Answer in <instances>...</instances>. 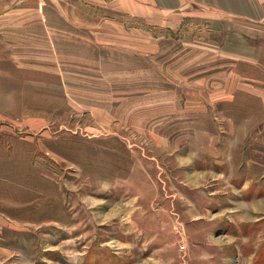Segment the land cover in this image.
Instances as JSON below:
<instances>
[{
	"label": "rangeland",
	"instance_id": "obj_1",
	"mask_svg": "<svg viewBox=\"0 0 264 264\" xmlns=\"http://www.w3.org/2000/svg\"><path fill=\"white\" fill-rule=\"evenodd\" d=\"M85 10L44 71L0 77L31 83L0 125V264H264L241 38Z\"/></svg>",
	"mask_w": 264,
	"mask_h": 264
},
{
	"label": "crops",
	"instance_id": "obj_2",
	"mask_svg": "<svg viewBox=\"0 0 264 264\" xmlns=\"http://www.w3.org/2000/svg\"><path fill=\"white\" fill-rule=\"evenodd\" d=\"M87 7L110 10L112 19L105 17L104 24L119 26L130 21L178 28L197 23L210 26L211 32L233 36V40L241 38L240 51L226 50L225 54L241 57L243 64L251 66L256 73L242 78L247 81L245 92L258 105L257 133L264 140V0H0V77L10 72L44 71L46 42L53 40V53L60 57L62 37L82 35L78 29L84 23ZM135 29L138 30L133 26ZM226 65L227 72H234L230 64ZM4 81L0 79L1 126L13 120L10 105L20 103L18 97L31 86L28 75L11 84ZM230 87L227 82L225 95L220 91L218 98L233 101ZM2 186L0 183V193ZM0 199L4 198L0 196ZM6 215L7 212L0 210V216Z\"/></svg>",
	"mask_w": 264,
	"mask_h": 264
}]
</instances>
